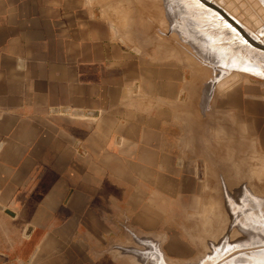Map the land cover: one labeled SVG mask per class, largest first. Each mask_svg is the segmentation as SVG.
I'll return each instance as SVG.
<instances>
[{
    "label": "crops",
    "instance_id": "obj_1",
    "mask_svg": "<svg viewBox=\"0 0 264 264\" xmlns=\"http://www.w3.org/2000/svg\"><path fill=\"white\" fill-rule=\"evenodd\" d=\"M159 48L132 47L89 0H0V264L151 248L165 211L187 209L220 130L228 170L242 147L243 176L264 171L261 96H243L237 125L226 100L228 124L214 127L220 97L204 112L202 80L188 86Z\"/></svg>",
    "mask_w": 264,
    "mask_h": 264
},
{
    "label": "rangeland",
    "instance_id": "obj_2",
    "mask_svg": "<svg viewBox=\"0 0 264 264\" xmlns=\"http://www.w3.org/2000/svg\"><path fill=\"white\" fill-rule=\"evenodd\" d=\"M89 2L132 47L147 51L154 46L156 53L163 47L180 60L188 86L201 79L204 112L220 97L214 127L226 128L227 101L236 125L244 95L264 101V0H231L229 7L219 0ZM233 77L228 86L218 87ZM227 89L233 91L229 100L223 95ZM210 136L213 144L203 145L187 209L165 211L169 214L155 226L151 248L140 242L138 252L124 251L120 261L107 264H264V171L243 176L249 171L242 169V147L235 150V171L228 170L226 131Z\"/></svg>",
    "mask_w": 264,
    "mask_h": 264
},
{
    "label": "water",
    "instance_id": "obj_3",
    "mask_svg": "<svg viewBox=\"0 0 264 264\" xmlns=\"http://www.w3.org/2000/svg\"><path fill=\"white\" fill-rule=\"evenodd\" d=\"M219 2H220V4H221V6H224V7H229V4L230 3H232L231 2V0H219ZM228 2H230L229 4H228ZM220 12V11H219ZM222 12V11H221ZM236 25H238V23H236ZM235 25V26H236ZM236 27H239V25L238 26H236ZM237 29H239V28H237ZM240 30V29H239ZM249 40V39H248ZM264 49V48H263ZM233 79H234V77L233 78H231V79H228V80H225L224 82H221V83H219L218 84V87L219 88H221V89H223L224 87H226V86H228L232 81H233ZM1 209H2V207H0ZM6 212L7 213H9V214H12L10 211H8V210H6ZM32 230V227H28L27 228V231H26V236H28L29 234H30V231Z\"/></svg>",
    "mask_w": 264,
    "mask_h": 264
},
{
    "label": "bare ground",
    "instance_id": "obj_4",
    "mask_svg": "<svg viewBox=\"0 0 264 264\" xmlns=\"http://www.w3.org/2000/svg\"><path fill=\"white\" fill-rule=\"evenodd\" d=\"M215 10H216V9H215ZM224 16H225V15H224ZM222 18H223V17H222ZM224 19H225V20H228L229 18H228V19H227V18H223V20H224ZM230 22H232V21L230 20ZM252 42H253V41H252ZM252 42H251V43H252ZM247 43H248V42H247Z\"/></svg>",
    "mask_w": 264,
    "mask_h": 264
}]
</instances>
